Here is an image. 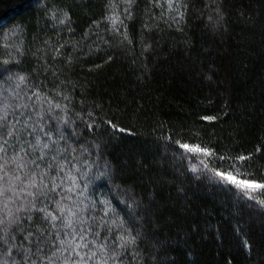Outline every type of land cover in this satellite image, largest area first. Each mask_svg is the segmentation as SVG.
Masks as SVG:
<instances>
[{
    "label": "trees",
    "instance_id": "trees-1",
    "mask_svg": "<svg viewBox=\"0 0 264 264\" xmlns=\"http://www.w3.org/2000/svg\"><path fill=\"white\" fill-rule=\"evenodd\" d=\"M113 2L120 14L121 0H0V92L15 88L9 77L18 74L28 77L21 95L65 82L68 101L49 95L69 105L82 141L98 145L111 174L90 194L117 210L113 220L124 217L125 201L139 202L141 264H264L256 203L264 196L242 201L199 164L264 182V0H184L178 21L135 0L119 32L107 19ZM53 12L67 13L65 22ZM177 141L212 156L180 150L182 159Z\"/></svg>",
    "mask_w": 264,
    "mask_h": 264
},
{
    "label": "snow or ice",
    "instance_id": "snow-or-ice-1",
    "mask_svg": "<svg viewBox=\"0 0 264 264\" xmlns=\"http://www.w3.org/2000/svg\"><path fill=\"white\" fill-rule=\"evenodd\" d=\"M121 3L125 6L120 14L114 2L109 5L112 14L107 19L115 32H119L117 22L123 23L121 15L132 14L135 0ZM148 5L160 9V18L167 13L175 21L182 19L188 7L184 0H148ZM145 14L150 21L157 19L155 12ZM66 18L67 13L64 18L52 13V19L61 24ZM13 79L15 88L0 92V264H141V233L132 219L139 202L134 198L130 203L125 201L124 217L113 220L110 213L117 215V210L90 194L95 181L110 180L111 174L107 163H99L98 145L82 141L76 120L70 118L69 105L49 95L55 93L68 101L69 96L60 90L62 86L67 90L65 82L54 79L47 91L36 84L21 95L20 87L28 77H9ZM76 117L81 118L79 113ZM87 128L92 131L93 124ZM180 150L212 156L211 149L177 141L172 151L186 159ZM195 164L192 160L194 173ZM199 164L201 174L216 187L234 194L238 190L237 198L242 201L255 200L254 191L264 196V182L234 181L231 172L212 170L204 160ZM209 171H214V176L209 177ZM256 203L264 206V199ZM245 246H249L247 242Z\"/></svg>",
    "mask_w": 264,
    "mask_h": 264
}]
</instances>
